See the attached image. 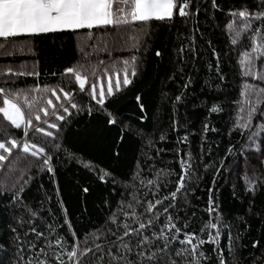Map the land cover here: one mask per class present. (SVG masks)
I'll use <instances>...</instances> for the list:
<instances>
[{
  "label": "trees",
  "instance_id": "trees-1",
  "mask_svg": "<svg viewBox=\"0 0 264 264\" xmlns=\"http://www.w3.org/2000/svg\"><path fill=\"white\" fill-rule=\"evenodd\" d=\"M176 5L0 38V107L53 132L25 136L0 113V141L45 150L0 168V264H264V0Z\"/></svg>",
  "mask_w": 264,
  "mask_h": 264
},
{
  "label": "snow or ice",
  "instance_id": "snow-or-ice-1",
  "mask_svg": "<svg viewBox=\"0 0 264 264\" xmlns=\"http://www.w3.org/2000/svg\"><path fill=\"white\" fill-rule=\"evenodd\" d=\"M215 0H213V3ZM127 6V7H126ZM176 0H0V38L14 37L22 33H43L49 32L57 29H82V28H93L98 26H108V25H120L128 24L130 21H140L145 22L153 18L158 20H164L165 18H171L173 15V9L176 7ZM187 4L178 8V14L180 16H185L188 13L185 12ZM237 15V13H233ZM240 17L248 16V13L241 11L238 13ZM264 17V12L257 13L253 16L254 19H260ZM130 18V19H129ZM232 28V25H228ZM240 33L237 32V35ZM235 43V40L233 41ZM159 55V53H157ZM245 57H249V53L244 54ZM135 58H133L134 60ZM126 65L128 61L124 62ZM244 63V61H241ZM69 73H74L77 81L80 82V89L83 90L85 87V78H81L80 73L74 69H68ZM251 72H246L245 75H249ZM135 75V72H132ZM264 79V75L261 76ZM124 85L130 83L127 73H125L123 78ZM120 80L117 78L116 87L119 89ZM246 87H249L246 85ZM93 98L96 96L97 86L95 84L91 85ZM108 93H112V82L109 78L108 83ZM55 92V90H52ZM60 91H63L61 89ZM264 92V89L260 90ZM0 93H4V89L0 88ZM65 97H69V93H64ZM100 99L97 103L103 104L104 100V89L100 88L99 91ZM57 99L60 97L57 96ZM179 99V98H178ZM3 103L7 107H0V113L7 118L16 128H21L22 124H25L24 112L21 110L16 103L12 100L5 98ZM49 104L52 103L51 100L48 101ZM72 108L76 105L72 104ZM218 109L213 108V111ZM45 114L47 110L45 109ZM65 112H68L67 108H64ZM36 120H40V116L35 117ZM60 119H64L63 116ZM114 120H110V123H114ZM46 123V122H45ZM29 127H33L35 131L44 133L45 135L51 137L53 132L46 131L44 128L34 126L31 119L26 121L23 128L24 135H28ZM51 128H57L56 124L50 125ZM25 153H30L33 156H39L44 153V148H38L35 144H29L28 142H23L21 145L20 141L12 139L7 143L0 141V168L4 167V162L8 160L9 156L12 154L13 149L19 148ZM35 149V150H34ZM48 157L45 161L49 171H51V165L48 163ZM107 175V173H105ZM103 179V177H101ZM180 186H183V180L180 181ZM179 190V189H178ZM173 197L175 193L172 194ZM157 204L161 201H157ZM154 205H149V210H151ZM211 211V209H210ZM170 219V218H169ZM152 222L149 221V224ZM146 225L140 224V228H145ZM174 227V225H173ZM211 227L215 228L216 225L212 224ZM125 235H128L126 232ZM193 237H188V242L191 243ZM204 241H199L203 243ZM193 245V249H195ZM88 251H91L89 249ZM70 256H75L76 252L73 251L69 253ZM59 259V257H57ZM60 264H64L63 261Z\"/></svg>",
  "mask_w": 264,
  "mask_h": 264
},
{
  "label": "rangeland",
  "instance_id": "rangeland-1",
  "mask_svg": "<svg viewBox=\"0 0 264 264\" xmlns=\"http://www.w3.org/2000/svg\"><path fill=\"white\" fill-rule=\"evenodd\" d=\"M173 13H174V9H173ZM57 30H61V29H57ZM26 34H27V33H26ZM109 65L113 66V64H111V63H109V64H107V65H105V66H106V67H109ZM100 68H102V67H100ZM120 77H121V76H120ZM120 77H116V80H117V78H119V80H121ZM113 78H114V77H113ZM115 86H116V85H115ZM115 86L112 84V92H113ZM101 87H103V89L106 88V87H105V84H103V83H101ZM119 87H120V86H119ZM107 89H108V86H107ZM104 92H105V89H104Z\"/></svg>",
  "mask_w": 264,
  "mask_h": 264
},
{
  "label": "crops",
  "instance_id": "crops-1",
  "mask_svg": "<svg viewBox=\"0 0 264 264\" xmlns=\"http://www.w3.org/2000/svg\"><path fill=\"white\" fill-rule=\"evenodd\" d=\"M10 100V99H9ZM13 102V101H12ZM14 103V102H13ZM5 107H7V105H5ZM22 110V109H21Z\"/></svg>",
  "mask_w": 264,
  "mask_h": 264
}]
</instances>
